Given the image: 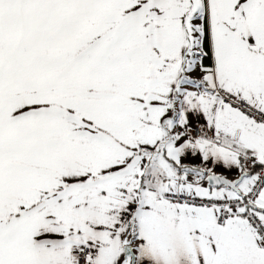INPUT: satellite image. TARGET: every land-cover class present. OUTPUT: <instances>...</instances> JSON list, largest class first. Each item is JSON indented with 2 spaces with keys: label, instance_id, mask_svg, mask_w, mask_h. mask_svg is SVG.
Masks as SVG:
<instances>
[{
  "label": "snow or ice",
  "instance_id": "6c2138e0",
  "mask_svg": "<svg viewBox=\"0 0 264 264\" xmlns=\"http://www.w3.org/2000/svg\"><path fill=\"white\" fill-rule=\"evenodd\" d=\"M0 264H264V0H0Z\"/></svg>",
  "mask_w": 264,
  "mask_h": 264
}]
</instances>
